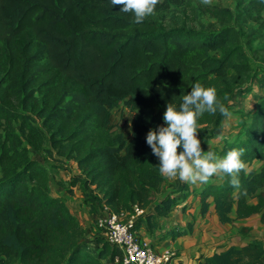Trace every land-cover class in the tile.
Segmentation results:
<instances>
[{
	"label": "trees",
	"instance_id": "1",
	"mask_svg": "<svg viewBox=\"0 0 264 264\" xmlns=\"http://www.w3.org/2000/svg\"><path fill=\"white\" fill-rule=\"evenodd\" d=\"M191 1L159 0L152 15L134 23L108 0H0V255L20 264H120L115 245L83 236L75 213L48 193L47 170L23 142L72 158L83 176L72 185L81 181L96 192L91 210L96 202L117 213L144 209L164 180L146 134L163 123L167 103L179 104L199 81L230 107L251 70L244 44L264 41V0H236L233 9L197 5L194 15L208 14L217 29L164 22L170 6L191 9ZM258 82L264 84V72ZM120 104L133 112L128 135L116 130L113 109ZM246 115L247 124L219 147L205 148L220 135L224 116L206 112L197 120L203 151L242 150L238 185L221 173L204 185H182L155 200L131 228L145 224L152 232L190 192L200 216L212 208L227 224L258 214L264 226L263 96ZM191 230L192 223L176 224L165 235ZM197 259L264 264V243L253 238Z\"/></svg>",
	"mask_w": 264,
	"mask_h": 264
},
{
	"label": "rangeland",
	"instance_id": "2",
	"mask_svg": "<svg viewBox=\"0 0 264 264\" xmlns=\"http://www.w3.org/2000/svg\"><path fill=\"white\" fill-rule=\"evenodd\" d=\"M201 3L233 9L236 0H192L191 5L193 8L184 9L182 7L174 8L173 6H170L169 10L162 13V19H164V22L169 25H184L185 27L195 29H198L201 26H207L210 29H217L219 25L216 23L215 19L208 14L197 11L196 15H194L193 9H196L197 5ZM244 50L251 66V70L245 77L240 89L231 99L230 107H228V109L232 113V116L229 118L223 117L220 123V135L208 139L205 148H208L211 145L219 147L222 139L234 138L238 134V131L242 129L243 125L248 122L249 117L246 115V112L256 105L257 100L261 96L264 97V84H259L258 82L259 75L264 72V41L255 40L250 45L244 44ZM113 114L116 121V130H120L128 135L133 112L120 104L113 109ZM14 131H17V125L14 126ZM23 145L28 149L29 157L38 161L47 170L49 179L48 193L52 196H59L66 201L70 210L75 213L74 215L77 216L80 222L83 236L85 234L86 238L90 240L96 238L105 239L104 232H102L97 226V217L100 216L103 211L108 209L99 202H96L91 210V198L96 195V192L81 181L72 185L74 178H83L82 174L77 169L75 161L72 158L59 154L55 149H51L49 154L42 148L33 147L26 142H23ZM43 147H49L47 141L44 142ZM163 177L164 180L160 189L155 193L154 199L146 204L141 214L136 213L134 210L131 212H123L121 218L125 222L129 219L134 220L137 217L142 216L146 211L152 208L153 202L165 194V192L172 193V191L179 189L185 184L188 186L193 185L192 183L180 180L178 177ZM216 178L217 174L210 177L211 180ZM69 190L71 192H69ZM249 222L252 224L251 226L241 225L243 222H237L234 225L232 224L229 229V236L226 235L225 238L218 236L211 237V244L213 245H209L208 249H211L212 247H224L231 243L241 245L252 237L257 238L264 243V227L257 225V220L252 219ZM251 229L252 231H250ZM214 231L218 230L214 229ZM170 251L173 250L170 249ZM0 264H20V262L16 256L5 257L0 255Z\"/></svg>",
	"mask_w": 264,
	"mask_h": 264
},
{
	"label": "clouds",
	"instance_id": "3",
	"mask_svg": "<svg viewBox=\"0 0 264 264\" xmlns=\"http://www.w3.org/2000/svg\"><path fill=\"white\" fill-rule=\"evenodd\" d=\"M108 2L112 7L119 5V12L131 13L134 23H141L154 13L159 0ZM217 111L225 118L232 116L228 107L217 98L215 87L199 81L192 83L191 90L181 96L179 104L167 103L162 114L163 123L146 134V143L158 158L161 175L195 184L221 173L230 176L233 185L239 184L238 173L245 168L242 150L233 148L223 156H217L211 150L203 151L197 136L198 118L206 112Z\"/></svg>",
	"mask_w": 264,
	"mask_h": 264
},
{
	"label": "crops",
	"instance_id": "4",
	"mask_svg": "<svg viewBox=\"0 0 264 264\" xmlns=\"http://www.w3.org/2000/svg\"><path fill=\"white\" fill-rule=\"evenodd\" d=\"M214 180L209 178L208 181L198 182L195 186L204 185ZM190 186H194V184ZM183 203H187L184 210L181 209V205ZM231 217H234V215L231 214ZM258 218V214H252L249 217L234 219L232 222L227 224H220L217 221L215 214L212 212V208H210V211L204 216L199 215L198 197L193 192H190L185 200L178 204L177 208H174L167 216L159 217L157 219V226L152 232L147 230L145 224L140 225L138 227V231L142 237L151 241L157 253H161L167 249H172L175 252V256L172 257L171 264H197V258L199 255H208L214 250L224 249L228 245L232 244L236 245L235 243H231L224 247H212L211 249H208L209 245H213L211 244V237L218 236L225 238L226 235L229 236V229L232 224L234 225L237 222H243L241 225L251 226L252 224L249 221L252 219L258 221ZM187 223H192V230L190 234L175 238L165 235L167 230H169L172 225L178 224L184 226ZM257 225L264 227L259 223V221ZM214 229H217L218 231H214ZM250 231H252V229ZM253 238L254 237L249 238L248 240Z\"/></svg>",
	"mask_w": 264,
	"mask_h": 264
},
{
	"label": "built area",
	"instance_id": "5",
	"mask_svg": "<svg viewBox=\"0 0 264 264\" xmlns=\"http://www.w3.org/2000/svg\"><path fill=\"white\" fill-rule=\"evenodd\" d=\"M133 210L138 214L143 212L137 206ZM122 214L123 212L117 213L108 209L97 217V226L104 232L105 239L120 251V257H116L115 261L120 264H171L175 252L167 249L157 253L149 239L131 228L133 220L125 222L121 218Z\"/></svg>",
	"mask_w": 264,
	"mask_h": 264
}]
</instances>
